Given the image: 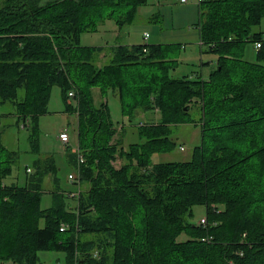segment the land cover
I'll list each match as a JSON object with an SVG mask.
<instances>
[{
    "label": "trees",
    "instance_id": "trees-1",
    "mask_svg": "<svg viewBox=\"0 0 264 264\" xmlns=\"http://www.w3.org/2000/svg\"><path fill=\"white\" fill-rule=\"evenodd\" d=\"M146 2L0 0V111L15 109L37 149L38 118L60 87L76 116L87 186L74 206L55 190L52 207L41 208L54 159L36 160L23 186L7 185L18 154L0 134V264H39L40 251L63 252L65 264H264V35L253 31L264 0L200 4L202 52L217 55L208 78H173L177 61L165 58L163 44L81 45V34L107 19L132 23ZM249 41L261 43L256 62L235 50ZM93 88L117 97L130 121L137 111L161 116L138 127L140 142L123 147ZM193 109L202 144L192 158L154 163V154L175 147L171 126L194 122ZM69 158L77 168L72 150ZM198 205L207 227L192 222Z\"/></svg>",
    "mask_w": 264,
    "mask_h": 264
},
{
    "label": "rangeland",
    "instance_id": "rangeland-1",
    "mask_svg": "<svg viewBox=\"0 0 264 264\" xmlns=\"http://www.w3.org/2000/svg\"><path fill=\"white\" fill-rule=\"evenodd\" d=\"M199 5L194 0L188 2L147 0L146 4L139 7L132 23L120 26L114 19H107L98 25L96 31L82 33L80 43L83 46L103 47L132 46L141 43L163 44L167 46L168 52L165 58L177 61V66L171 71L173 78L185 75L195 76L196 73L208 78L217 61V55L202 52L198 25L200 22ZM253 31L261 32L264 35V17ZM146 33L149 34L147 39L144 38ZM235 50L246 61H258V49L252 41L239 44ZM106 60L102 59L103 64L106 63ZM101 62L100 64H102ZM92 91L96 106L102 101H107L111 118L119 129L116 139H122L123 147H127L131 142H140L142 139L138 134V127L147 121L153 122V119L158 121L161 116L159 112L145 114L142 111H137L136 116L130 121L123 115L117 97L110 93L103 97L98 88H93ZM70 101L74 103L72 98ZM0 113L1 141L7 149L18 154V160L13 166L11 175L4 179L5 184L23 186L26 182L27 168L33 172L36 160L52 157L56 170L44 177L41 208L52 207V192L55 190L64 192L65 195L77 191L78 185L69 179L70 174H78V169L74 167L69 158L71 150L78 147L77 120L74 114L66 113V104L61 88L58 86L52 88L48 112L38 118L37 149H33L31 145V130L18 125V117L14 108L12 109L10 105L3 106ZM2 113L11 114L2 115ZM191 118L194 120L193 123L171 126V138L175 141V147L167 153L154 154L152 159L154 163L187 161L192 158L195 148L202 144V128L198 122L196 109L192 110ZM64 130L69 135L67 144L59 139ZM75 161L77 162V159ZM122 163L123 161L117 158L114 165L119 168ZM75 166L77 167L78 164L76 163ZM67 202L72 206L76 205L72 199L68 198ZM206 216L205 206L198 205L193 208V223L198 224ZM180 239L186 238L182 235ZM38 254L39 264H56L59 260V264H65L63 252L40 251Z\"/></svg>",
    "mask_w": 264,
    "mask_h": 264
},
{
    "label": "built area",
    "instance_id": "built-area-1",
    "mask_svg": "<svg viewBox=\"0 0 264 264\" xmlns=\"http://www.w3.org/2000/svg\"><path fill=\"white\" fill-rule=\"evenodd\" d=\"M182 2H187L188 0H181ZM196 3H198V4H201V3H203L204 1H206V0H194ZM149 37V34H145L144 35V38L145 39H147ZM255 47H256V49H260V47H261V43H256L255 44ZM69 96H73V93L71 92V93H69ZM59 139H60V141L61 142H63V143H69V135H68V133H67V131L66 130H64L61 134H60V136H59ZM72 152L76 155V159H77V164H78V166H77V175H73V174H70L69 175V179L73 182V183H75L76 185H78V190L77 191H73V192H69L68 193V198H70V199H77L79 196H80V194H81V192L83 191V189H82V185H81V181H80V171H81V166L85 163V158H84V156L82 155V153L80 152V150H79V148L77 147V148H73V150H72ZM29 171H30V169H29ZM199 225H202L203 227H207L208 225H209V222H208V219H207V216L206 217H204V218H202L200 221H199V223H198ZM69 227H68V225L67 224H62L61 225V231H66L67 229H68ZM212 239V237L211 236H208L207 235V237H205V238H203V240H206V241H210ZM97 255V253H95V256ZM7 264H16V263H7Z\"/></svg>",
    "mask_w": 264,
    "mask_h": 264
},
{
    "label": "crops",
    "instance_id": "crops-1",
    "mask_svg": "<svg viewBox=\"0 0 264 264\" xmlns=\"http://www.w3.org/2000/svg\"><path fill=\"white\" fill-rule=\"evenodd\" d=\"M188 1H189V0H188ZM188 1H187V2H188ZM199 7H200V5H199ZM199 11H200V10H199ZM199 17H200V12H199ZM141 44H142V43H141ZM69 102H70V101H69ZM66 113L68 114L67 111H66ZM68 115H69V114H68ZM30 171H31V169H30ZM81 185H82V189L84 188V186L86 187V185H83L82 182H81ZM67 194H68V193H67Z\"/></svg>",
    "mask_w": 264,
    "mask_h": 264
}]
</instances>
